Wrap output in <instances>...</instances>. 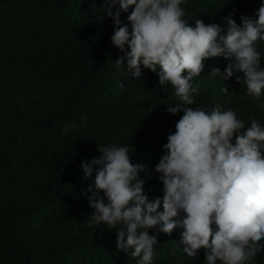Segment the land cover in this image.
<instances>
[{"label": "trees", "instance_id": "16d2710c", "mask_svg": "<svg viewBox=\"0 0 264 264\" xmlns=\"http://www.w3.org/2000/svg\"><path fill=\"white\" fill-rule=\"evenodd\" d=\"M260 2L186 0L181 7L190 24L201 19L226 31L229 13L240 24L241 15L255 18ZM105 7L103 0H0V264H136L139 259L116 250L117 229L88 226L93 210L85 190L95 170L85 179L80 165L99 158V147L126 146L130 162L144 166L139 175L149 200L162 197L155 166L183 112L166 111L178 98L171 84L161 89L152 71L141 66V78L126 68L117 71L114 62L121 53L111 44L113 26ZM132 10L121 14L122 24ZM257 50L264 66V41H257ZM229 62L205 60L204 71L191 81L199 87L195 103L185 107L207 110L218 104L233 109L245 128L250 118L264 124V94L257 100L235 77L206 75L211 67L223 71ZM224 87L227 94L221 93ZM72 122L76 130L61 134ZM149 235H157L153 264H206L203 249L196 257L183 253L179 229L165 234L154 228ZM244 264H264V251Z\"/></svg>", "mask_w": 264, "mask_h": 264}, {"label": "clouds", "instance_id": "9594fccd", "mask_svg": "<svg viewBox=\"0 0 264 264\" xmlns=\"http://www.w3.org/2000/svg\"><path fill=\"white\" fill-rule=\"evenodd\" d=\"M185 2L103 0V13L113 26L111 44L121 53L114 62L117 71L126 68L133 78H141V66L152 71L161 89L171 84L178 98L166 111L183 115L155 166L162 197L149 200L139 175L144 166L130 162L126 146L99 147V158L81 162L85 179L95 170L94 182L85 190L93 210L88 226L117 229L116 250L138 257L136 264H153L157 235L149 230L154 228L165 234L179 229L177 245L188 257L203 249L206 264H244L264 251V124L250 118L245 128L233 109L218 104L207 110L185 106L195 103L199 87L191 81L204 71L208 58L230 61L223 71L211 67L210 78L235 77L248 95L259 100L264 94L262 53L257 50V41H264V0L255 18L241 15L240 24L229 13L226 31L201 19L190 24L181 7ZM130 7L128 23L122 24L121 14ZM228 92L221 88L222 94ZM76 128L72 122L60 132Z\"/></svg>", "mask_w": 264, "mask_h": 264}]
</instances>
